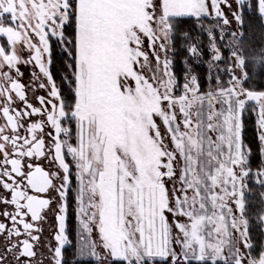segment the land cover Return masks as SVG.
Listing matches in <instances>:
<instances>
[{
  "label": "snow or ice",
  "instance_id": "6c2138e0",
  "mask_svg": "<svg viewBox=\"0 0 264 264\" xmlns=\"http://www.w3.org/2000/svg\"><path fill=\"white\" fill-rule=\"evenodd\" d=\"M245 4L0 0V264H65L70 212L73 264H264ZM247 7L264 23V0Z\"/></svg>",
  "mask_w": 264,
  "mask_h": 264
},
{
  "label": "trees",
  "instance_id": "16d2710c",
  "mask_svg": "<svg viewBox=\"0 0 264 264\" xmlns=\"http://www.w3.org/2000/svg\"><path fill=\"white\" fill-rule=\"evenodd\" d=\"M244 20H245V24H244L243 31H244V36H245L244 45L246 49H248L250 52H258V51L264 50V24L260 21L259 17L255 15V13H253L252 11L248 9L247 0L245 4ZM192 23H193L192 21H189V24L185 25V27L186 28L191 27ZM192 34L193 36L197 35V32L195 29H193ZM203 39L206 41L207 37L204 36ZM184 55H186L185 52H179L177 54V61H179V59L183 57ZM59 69H60V58L57 54V50L54 49L53 65L51 66V70L57 76L58 83H59V78H58ZM176 70H177V73L179 74L180 73L179 63H177L176 65ZM197 70L201 72V74H203L204 72L203 68H200ZM260 82L264 83V77L260 78ZM252 127L253 125L251 121H249L247 125V132H246V136L249 141H253L254 134L252 132ZM253 148L255 149L254 142H253ZM254 163H258V161L254 159ZM259 191L260 190L257 189L256 193H254L250 197L254 205L257 204L258 202V192ZM68 221L71 222L72 219L69 218ZM254 234L258 236V230H254ZM75 259H76L75 256H69L67 255V253H64L65 264H73V261ZM81 264H92V261H82Z\"/></svg>",
  "mask_w": 264,
  "mask_h": 264
},
{
  "label": "rangeland",
  "instance_id": "374dc122",
  "mask_svg": "<svg viewBox=\"0 0 264 264\" xmlns=\"http://www.w3.org/2000/svg\"><path fill=\"white\" fill-rule=\"evenodd\" d=\"M236 7L237 6L233 3V9H235ZM224 11L226 13L229 12V10L227 8H225ZM229 19H231V15L230 14H229ZM204 23L207 25L208 23H210V21L205 20ZM235 29H236V25H235V22L233 21V23H232V30H235ZM69 218L72 219L71 222L68 221L70 239L72 241V244L65 246L64 253H67V255H69V256H74L73 255V252H74V246H75V243H76V240H77V236H76V223H75V218L71 214V212H70Z\"/></svg>",
  "mask_w": 264,
  "mask_h": 264
},
{
  "label": "flooded vegetation",
  "instance_id": "af4514ba",
  "mask_svg": "<svg viewBox=\"0 0 264 264\" xmlns=\"http://www.w3.org/2000/svg\"><path fill=\"white\" fill-rule=\"evenodd\" d=\"M23 71H25V73L27 74V72L29 71V69L27 68H22ZM25 79H27V75L25 76ZM37 94H43V93H37ZM45 233L44 236L47 237L49 235V231H48V225H45ZM45 264H47V261H45Z\"/></svg>",
  "mask_w": 264,
  "mask_h": 264
}]
</instances>
